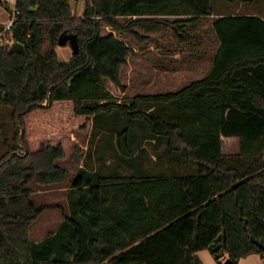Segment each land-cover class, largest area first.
<instances>
[{
	"label": "trees",
	"instance_id": "16d2710c",
	"mask_svg": "<svg viewBox=\"0 0 264 264\" xmlns=\"http://www.w3.org/2000/svg\"><path fill=\"white\" fill-rule=\"evenodd\" d=\"M211 2L85 0L76 16L70 0H14L13 8L0 0L16 12L0 43V105L17 128L0 154V264H203L202 249L230 264L258 254L264 264V16L216 13ZM208 16L218 45L210 46L204 76L112 100L104 80L123 92L132 52L115 31L144 41L134 27L163 22L189 42L186 26ZM62 33L76 34L79 45L67 61L54 49ZM99 114L123 120L125 132L139 124L147 131L135 145L150 133L154 145L178 155V170L134 176L79 168L83 155L70 132ZM227 139L237 144L233 152ZM119 156L137 164L138 153ZM65 159L77 166L74 175ZM30 183L70 186L69 213L40 241L29 236L44 210Z\"/></svg>",
	"mask_w": 264,
	"mask_h": 264
},
{
	"label": "rangeland",
	"instance_id": "374dc122",
	"mask_svg": "<svg viewBox=\"0 0 264 264\" xmlns=\"http://www.w3.org/2000/svg\"><path fill=\"white\" fill-rule=\"evenodd\" d=\"M211 3L216 13L232 9L235 11L236 5L243 3L239 11H253L264 16V0H212ZM7 4L13 8L14 0H7ZM70 4L73 14L82 15L85 0H70ZM7 13L8 23L12 13L8 11ZM210 18L201 19L193 27H190V24L186 26L187 31L192 35L189 42L180 41L172 27L163 22L155 23L149 30L139 26L134 27L139 33L147 35L144 41H139L129 33L115 31L114 33L118 38L123 39L132 47V52L128 56L127 65L121 74V81L125 85V90L122 92L110 81L104 80L105 88L113 95L112 100L122 103L130 102V99L138 93L177 90L191 80L204 76L201 69L204 68L205 70V66L198 68L191 59L196 58L197 53L202 51L201 48L199 49L198 38H195L196 32L194 31L200 26L203 29L202 32L209 33ZM164 19L171 20L173 17L167 16ZM121 20H126V18H121ZM4 28L0 26V35L4 34L2 30ZM109 30L108 26L102 27V32ZM54 49L58 58L63 61L69 60L73 54L69 44H56ZM176 70L182 75L173 77L171 72ZM167 111H170V107L167 108ZM124 128L126 126L123 120H118L110 114L106 116L99 114L97 118H92L84 130H72L70 132L71 144L79 147L83 159L85 158L83 165L86 169L89 171L100 169L102 174L114 173L116 170L119 173L133 174L134 176H140L145 171L155 174L158 172L171 173L178 170V155L167 153L164 142L154 145V137L147 132V137L142 139L141 146L138 147L135 143L141 139L142 134H146L147 130L139 124L128 129L127 132L123 131ZM0 131L2 136L0 154H2L6 153L10 145H13L14 134L17 131L11 121L9 107L3 105H0ZM95 131H100L98 138L94 135ZM119 133H121L120 137ZM3 139L8 144H4ZM224 143V146L229 149H226L228 152H233L237 148L233 139H227ZM122 151L135 155L138 153L137 164L128 166L124 160H120L119 153ZM60 163L68 168L70 176L74 175L77 166L68 159L62 160ZM29 185L33 189L32 200L37 206L44 208L29 230L31 240L40 241L46 238L50 232L56 231L63 221L64 215L69 213L67 191L70 186L68 184H65L64 187L60 185L40 186L33 183ZM197 254L203 264H230L226 255L216 256L208 249H202ZM237 264H262V259L260 255L252 254L241 258Z\"/></svg>",
	"mask_w": 264,
	"mask_h": 264
},
{
	"label": "crops",
	"instance_id": "0c3cea01",
	"mask_svg": "<svg viewBox=\"0 0 264 264\" xmlns=\"http://www.w3.org/2000/svg\"><path fill=\"white\" fill-rule=\"evenodd\" d=\"M241 1H244V0H241ZM242 4L243 3H240V4L236 5V8L237 9L235 8V11H233V12L234 13L241 12V11H239L240 10L239 8L243 6ZM241 13H244V14H256L253 11H246V10H244ZM256 15H260L261 16V14H256ZM208 17H211L210 20H209V25H208L210 27L211 24H212V16H208ZM7 18H8V13H7L5 7H3L2 5H0V26L2 28H4L6 26V24H7V21H8ZM201 19H203V18H201ZM197 28L198 29H196L194 31V32H196V35H195L196 37L195 38H198L197 44H198V46H200L199 49L201 48L202 51H201V53L200 52L197 53V55H196L197 57L194 58V59H191V60H192V63L195 66H198V68H202V67L205 66V70H204V68L201 69L203 71L202 74H205L208 71V69H209V67L211 65V62H212L211 59H210V56H209V52H210L209 50L211 48L210 46L217 47L218 41L216 40V38L214 37V34L212 32H209V33H206L205 31L202 32L203 29L200 26H198ZM0 32H1V30H0ZM171 73L173 74V77H177L179 75H182V74L179 73L178 70L173 71ZM171 77H172V75H171ZM166 91H168V90H166ZM97 132L95 131L94 135H96V137L98 138V136L100 135V131H97ZM138 152H139V150H138ZM86 153H90V152H86ZM92 153H93V151H92ZM135 153H137V152H135ZM84 159H83V161H84ZM83 161L81 162L79 168L80 167L85 168L84 165H83V163H84Z\"/></svg>",
	"mask_w": 264,
	"mask_h": 264
},
{
	"label": "water",
	"instance_id": "95a60500",
	"mask_svg": "<svg viewBox=\"0 0 264 264\" xmlns=\"http://www.w3.org/2000/svg\"><path fill=\"white\" fill-rule=\"evenodd\" d=\"M57 43L59 45H63L68 43L72 49V53L76 54L79 50V45H78V41H77V35L74 33H70V34H60L58 37V41Z\"/></svg>",
	"mask_w": 264,
	"mask_h": 264
},
{
	"label": "built area",
	"instance_id": "2783aa9c",
	"mask_svg": "<svg viewBox=\"0 0 264 264\" xmlns=\"http://www.w3.org/2000/svg\"><path fill=\"white\" fill-rule=\"evenodd\" d=\"M15 11L13 10L12 14L10 15V18H9V22L7 23L6 27L3 29V33L4 31H6L7 29H9L10 25L12 24L13 20H14V15H15ZM7 41V38L5 36V34H1L0 35V43H3V42H6Z\"/></svg>",
	"mask_w": 264,
	"mask_h": 264
}]
</instances>
